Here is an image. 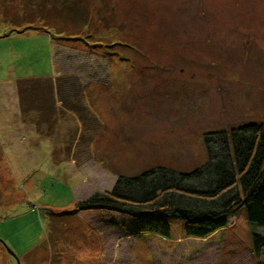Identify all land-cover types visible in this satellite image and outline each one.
Instances as JSON below:
<instances>
[{"label":"rangeland","instance_id":"1","mask_svg":"<svg viewBox=\"0 0 264 264\" xmlns=\"http://www.w3.org/2000/svg\"><path fill=\"white\" fill-rule=\"evenodd\" d=\"M59 73L79 81L83 110L19 109L16 80ZM252 121L264 122V0H0V264L264 263L251 246L219 258L228 226L192 237L168 216L163 237L74 207L118 174L191 170L204 133Z\"/></svg>","mask_w":264,"mask_h":264},{"label":"trees","instance_id":"2","mask_svg":"<svg viewBox=\"0 0 264 264\" xmlns=\"http://www.w3.org/2000/svg\"><path fill=\"white\" fill-rule=\"evenodd\" d=\"M70 75L65 76L67 88L60 73L54 78L16 80L19 109L34 110L38 118L51 116L55 101L83 110L74 88L79 81ZM203 141L207 159L199 166L178 171L158 165L118 174L109 189L76 200L75 209L125 212L137 217L139 232L163 237L170 234L168 216L180 220L184 233L192 237L203 238L228 226L233 239L221 242L219 258L229 261L249 246L258 256L264 249V232H260L264 229V122L206 132Z\"/></svg>","mask_w":264,"mask_h":264},{"label":"crops","instance_id":"3","mask_svg":"<svg viewBox=\"0 0 264 264\" xmlns=\"http://www.w3.org/2000/svg\"><path fill=\"white\" fill-rule=\"evenodd\" d=\"M36 114H37V113H36ZM34 115H35V114H34ZM28 116H30V115H28ZM34 117H35V116H34ZM32 118H33V117H32ZM174 248H175V247H174ZM174 248H173V249H174ZM244 251H245V250H244ZM244 251H242L241 253H243ZM241 253H240V254H241ZM172 254H173V252L170 251L169 253L164 254V255H165L167 258H171V255H172ZM240 254H239V255H240ZM237 256H238V255H237ZM234 258H235V257H234ZM177 264H187V263H186V259H183V257H180L179 260H178V262H177Z\"/></svg>","mask_w":264,"mask_h":264}]
</instances>
